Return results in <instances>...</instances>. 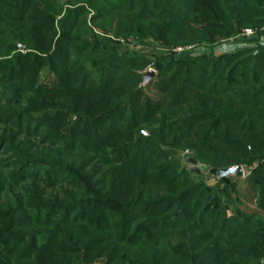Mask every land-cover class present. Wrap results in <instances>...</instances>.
I'll return each mask as SVG.
<instances>
[{"label":"trees","instance_id":"obj_1","mask_svg":"<svg viewBox=\"0 0 264 264\" xmlns=\"http://www.w3.org/2000/svg\"><path fill=\"white\" fill-rule=\"evenodd\" d=\"M243 27L264 0H0V264H264V43L213 56Z\"/></svg>","mask_w":264,"mask_h":264},{"label":"rangeland","instance_id":"obj_2","mask_svg":"<svg viewBox=\"0 0 264 264\" xmlns=\"http://www.w3.org/2000/svg\"><path fill=\"white\" fill-rule=\"evenodd\" d=\"M247 28L257 30L258 34L255 37L259 36L260 34H264V27H253V28L252 27H247ZM244 29H246V27H243L242 29H240L235 35H233L229 39H222V38L219 39L218 40V41H220L219 43H221V44H223V43L232 44V42H243V41L250 40L251 38H244V39L237 38V36L240 34V32L242 30H244ZM108 36L112 37V35H108ZM255 37H253V38H255ZM112 38L115 39L114 37H112ZM116 42L117 43H115V47L114 48L119 50L120 52L128 50V51H130L133 54L134 53H136V54L143 53V54L148 55L153 60H157L158 57H162L163 55H166V56L168 55V57H172L170 55H173L176 58L180 59L182 57H186V56H189V55L198 54L203 49L202 48L203 46H201L200 44L188 43L186 45H194L195 49L193 51H185L183 53H178V52L175 51V49L178 46L177 47H167V46H164L163 44H161L158 41H155L153 39L135 40V38H133V37L119 38L118 40H116ZM251 44H253V43L251 42ZM180 46H185V45H180ZM203 50H205V52H207L208 49L204 48ZM203 50H202V52H203ZM149 69L155 70L153 65H150L146 69V72ZM155 72H156V70H155ZM156 74H157V72H156ZM149 92L150 93H154V90L152 88H149ZM190 154H191L190 151L181 154V155H183L182 164L186 165L187 167H189V168H191L193 170L194 168H198L199 166H195L191 162H189L188 159L190 157H188V156H190ZM186 158H187L188 162H186ZM209 171H210L209 168H207L206 170H202L200 173L208 175Z\"/></svg>","mask_w":264,"mask_h":264},{"label":"water","instance_id":"obj_3","mask_svg":"<svg viewBox=\"0 0 264 264\" xmlns=\"http://www.w3.org/2000/svg\"><path fill=\"white\" fill-rule=\"evenodd\" d=\"M156 77V72L153 69H149L144 76V80L141 83L140 87H144L147 85V83L152 79ZM189 162H191L195 166H199L198 168H194L193 170L197 173H200L202 170H206L207 166L204 164H199L197 158L190 157ZM244 177L245 176V169L242 165L237 166H230L224 169L219 170L218 172V178H226V177Z\"/></svg>","mask_w":264,"mask_h":264},{"label":"crops","instance_id":"obj_4","mask_svg":"<svg viewBox=\"0 0 264 264\" xmlns=\"http://www.w3.org/2000/svg\"><path fill=\"white\" fill-rule=\"evenodd\" d=\"M256 38H259L260 41L264 43V34H260ZM247 45H251V44H249L248 42H245V41H243V42H232V44L223 43V44H220V45L215 47L213 56L218 57L221 54H224V53L230 52V51H234L235 49H238V48H241V47H244Z\"/></svg>","mask_w":264,"mask_h":264},{"label":"built area","instance_id":"obj_5","mask_svg":"<svg viewBox=\"0 0 264 264\" xmlns=\"http://www.w3.org/2000/svg\"><path fill=\"white\" fill-rule=\"evenodd\" d=\"M258 34L257 30L246 28L240 32V34L237 36V38L244 39V38H253ZM20 49H24V46L22 44H19ZM195 49L194 45H185V46H178L175 51L178 53H183L185 51H193ZM186 152H189L187 150Z\"/></svg>","mask_w":264,"mask_h":264}]
</instances>
